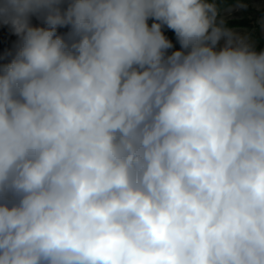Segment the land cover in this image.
Here are the masks:
<instances>
[{"label":"clouds","instance_id":"1","mask_svg":"<svg viewBox=\"0 0 264 264\" xmlns=\"http://www.w3.org/2000/svg\"><path fill=\"white\" fill-rule=\"evenodd\" d=\"M246 7L0 0V264H264V50L222 14Z\"/></svg>","mask_w":264,"mask_h":264},{"label":"rangeland","instance_id":"2","mask_svg":"<svg viewBox=\"0 0 264 264\" xmlns=\"http://www.w3.org/2000/svg\"><path fill=\"white\" fill-rule=\"evenodd\" d=\"M247 7L243 10H234L228 15L226 12L222 13L227 18L228 26L237 30L245 31L250 36L254 43L256 50H264V16L260 13L264 12V0H242ZM237 1L231 4H223L222 8L226 9L228 7H235ZM32 23L34 25H40L42 22L35 17L32 18ZM152 21L149 20V24ZM237 24V26H235ZM60 32H67V28H62ZM165 36L170 39L174 45L173 49H170L169 52L179 49L180 45L176 40L175 33L168 29L166 26L163 28ZM13 34L9 27L0 25V36H10ZM16 43H0V49H3L4 59L7 63L11 60L10 53L14 51ZM1 61V58H0Z\"/></svg>","mask_w":264,"mask_h":264},{"label":"trees","instance_id":"3","mask_svg":"<svg viewBox=\"0 0 264 264\" xmlns=\"http://www.w3.org/2000/svg\"><path fill=\"white\" fill-rule=\"evenodd\" d=\"M235 1L237 0H219L220 6L223 4H231ZM260 14L264 16V12H261ZM235 26H237V24ZM17 39L18 38L14 34H11L10 36H0V43H11V42L16 43ZM4 54H5L4 50L0 49V58H1L0 64L7 63V61L4 59Z\"/></svg>","mask_w":264,"mask_h":264}]
</instances>
